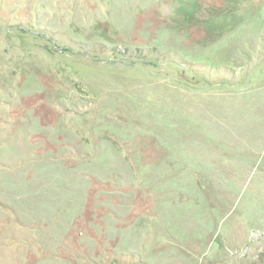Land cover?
<instances>
[{
	"label": "rangeland",
	"instance_id": "374dc122",
	"mask_svg": "<svg viewBox=\"0 0 264 264\" xmlns=\"http://www.w3.org/2000/svg\"><path fill=\"white\" fill-rule=\"evenodd\" d=\"M0 264H264V0H0Z\"/></svg>",
	"mask_w": 264,
	"mask_h": 264
}]
</instances>
